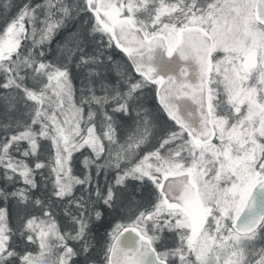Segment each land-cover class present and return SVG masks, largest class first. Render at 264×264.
I'll return each instance as SVG.
<instances>
[{"label": "snow or ice", "instance_id": "obj_1", "mask_svg": "<svg viewBox=\"0 0 264 264\" xmlns=\"http://www.w3.org/2000/svg\"><path fill=\"white\" fill-rule=\"evenodd\" d=\"M0 264H264V0H0Z\"/></svg>", "mask_w": 264, "mask_h": 264}]
</instances>
